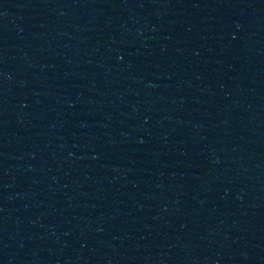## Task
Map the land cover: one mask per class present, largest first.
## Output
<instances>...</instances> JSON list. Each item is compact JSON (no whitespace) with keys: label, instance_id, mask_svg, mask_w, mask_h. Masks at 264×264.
<instances>
[{"label":"water","instance_id":"water-1","mask_svg":"<svg viewBox=\"0 0 264 264\" xmlns=\"http://www.w3.org/2000/svg\"><path fill=\"white\" fill-rule=\"evenodd\" d=\"M0 264H264V0H0Z\"/></svg>","mask_w":264,"mask_h":264}]
</instances>
